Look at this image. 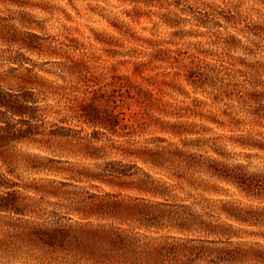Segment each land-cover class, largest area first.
Masks as SVG:
<instances>
[{
	"label": "clouds",
	"instance_id": "clouds-1",
	"mask_svg": "<svg viewBox=\"0 0 264 264\" xmlns=\"http://www.w3.org/2000/svg\"><path fill=\"white\" fill-rule=\"evenodd\" d=\"M0 264H264V0H0Z\"/></svg>",
	"mask_w": 264,
	"mask_h": 264
}]
</instances>
